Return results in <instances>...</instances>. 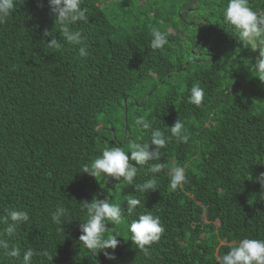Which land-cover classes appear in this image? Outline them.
<instances>
[{"label": "trees", "instance_id": "trees-1", "mask_svg": "<svg viewBox=\"0 0 264 264\" xmlns=\"http://www.w3.org/2000/svg\"><path fill=\"white\" fill-rule=\"evenodd\" d=\"M226 3L83 0L89 22L72 27L87 38L85 58L70 45L58 53L44 45L62 40L48 0L14 5L0 25V214L29 212L11 243L53 255L33 256L32 264H216L218 248L223 255L242 238L264 239V189L255 182L264 172V83L253 77L259 51L225 31ZM249 5L259 11L264 0ZM153 26L169 40L159 50L149 47ZM197 83L205 90L199 108L187 103ZM137 117L152 128L137 126ZM177 119L190 139L173 138L161 150L158 190L144 197L134 185L80 173L108 146L128 151L129 141L142 143L156 128L169 134ZM176 166L186 182L172 191ZM137 167L135 183L153 175L145 174L148 165ZM128 195L141 200L136 213L106 225L105 237L119 235L115 261L88 255L79 242L87 219L79 204L107 199L126 210ZM58 205L70 210L63 232L51 222ZM148 211L165 230L145 256L127 225ZM0 264L20 261L0 254Z\"/></svg>", "mask_w": 264, "mask_h": 264}, {"label": "clouds", "instance_id": "clouds-1", "mask_svg": "<svg viewBox=\"0 0 264 264\" xmlns=\"http://www.w3.org/2000/svg\"><path fill=\"white\" fill-rule=\"evenodd\" d=\"M18 0H0V25H5L12 17L14 5ZM23 3L24 0H19ZM83 0H48L49 13L54 18L55 30H59L61 41L53 37V32L45 30V38L53 37L45 43L53 53L62 52L65 45L78 48L81 58L89 55L86 37L82 31L73 28L78 23H88V8L82 7ZM195 8H193L194 10ZM222 23L226 25V30L235 33L237 40L244 46L252 50H258L259 56L253 65L256 77L264 83V9L254 11L249 0H227L222 12ZM151 39L149 47L152 50L162 49L169 40L164 32L157 27L151 29ZM151 74V73H150ZM205 97V90L197 83L190 89L187 103L197 108L201 107ZM135 124L142 129L152 128V124L144 117H137ZM169 134L156 128L151 131L150 139L138 143L128 142V151L120 145L108 146L91 162H86L81 166L80 173L87 174L95 180L107 182L109 178L135 186V191L145 194L157 189V177L155 174L161 173L165 164L161 161V150L175 138L177 143H188L190 135L180 119L169 128ZM134 162V164H133ZM149 162H153L149 164ZM148 165L146 175L153 174L151 178L143 183H135L138 167ZM186 182L185 168L176 166L170 171L169 187L176 191ZM262 189H264V172L256 178ZM80 209L86 212V221L80 223L79 242L82 244L88 255L93 258L98 253H102L106 260L115 261V249L120 243L119 235L115 232L105 237L108 232L106 225H121L125 223V215L132 216L136 209L141 206V200L135 195H128L126 199V210L120 203H110L107 199L93 198L79 204ZM144 207V205H143ZM70 210L67 207L58 205L51 213V222L58 226V231L63 232L62 224L68 223ZM30 221L29 212L21 209H7L5 214H0V254L15 258L20 264H32L33 256H41L48 261L53 260V255L47 249L35 251L28 247L22 250L19 245L12 244L11 240L16 236L17 230ZM159 216H154L150 211L139 214L137 219L127 225L128 236L133 245L145 256L149 255L151 245L159 241L164 232ZM230 250L220 255L219 248L215 256L216 264H264V239L242 238L238 242L229 245ZM111 250V251H108Z\"/></svg>", "mask_w": 264, "mask_h": 264}, {"label": "rangeland", "instance_id": "rangeland-1", "mask_svg": "<svg viewBox=\"0 0 264 264\" xmlns=\"http://www.w3.org/2000/svg\"><path fill=\"white\" fill-rule=\"evenodd\" d=\"M109 1V0H108ZM104 5H105V2H104Z\"/></svg>", "mask_w": 264, "mask_h": 264}, {"label": "water", "instance_id": "water-1", "mask_svg": "<svg viewBox=\"0 0 264 264\" xmlns=\"http://www.w3.org/2000/svg\"><path fill=\"white\" fill-rule=\"evenodd\" d=\"M196 0H194V2H195Z\"/></svg>", "mask_w": 264, "mask_h": 264}]
</instances>
